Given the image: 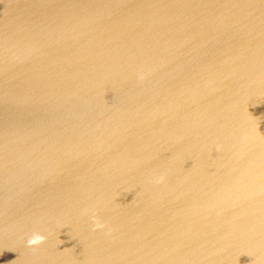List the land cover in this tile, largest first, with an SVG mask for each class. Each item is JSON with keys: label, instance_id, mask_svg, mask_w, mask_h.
Instances as JSON below:
<instances>
[{"label": "water", "instance_id": "obj_1", "mask_svg": "<svg viewBox=\"0 0 264 264\" xmlns=\"http://www.w3.org/2000/svg\"><path fill=\"white\" fill-rule=\"evenodd\" d=\"M0 264H264V0H0Z\"/></svg>", "mask_w": 264, "mask_h": 264}, {"label": "clouds", "instance_id": "obj_2", "mask_svg": "<svg viewBox=\"0 0 264 264\" xmlns=\"http://www.w3.org/2000/svg\"><path fill=\"white\" fill-rule=\"evenodd\" d=\"M141 80H143V77H141ZM164 176H160L155 180L156 184H163L164 183ZM94 221V231L96 230H104L107 226L104 223H101L99 220H97L95 217L93 218ZM46 242V237L39 234V233H33L32 236L27 240V246L29 248H36Z\"/></svg>", "mask_w": 264, "mask_h": 264}]
</instances>
